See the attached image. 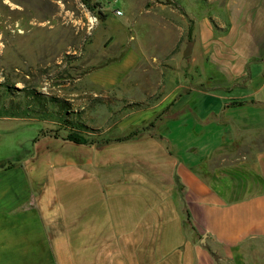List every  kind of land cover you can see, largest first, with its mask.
Listing matches in <instances>:
<instances>
[{"label": "crops", "instance_id": "0c3cea01", "mask_svg": "<svg viewBox=\"0 0 264 264\" xmlns=\"http://www.w3.org/2000/svg\"><path fill=\"white\" fill-rule=\"evenodd\" d=\"M194 41L186 82L170 73L148 118L86 144L44 134L25 183L4 175L0 264H264V0H223ZM120 62L93 80L123 84L141 64ZM190 94L219 107L201 119Z\"/></svg>", "mask_w": 264, "mask_h": 264}, {"label": "rangeland", "instance_id": "374dc122", "mask_svg": "<svg viewBox=\"0 0 264 264\" xmlns=\"http://www.w3.org/2000/svg\"><path fill=\"white\" fill-rule=\"evenodd\" d=\"M222 1L0 0V112L19 114L0 117V188L10 171L25 183L22 167L35 140L71 131L61 113L84 123L78 130L92 142L129 113L148 118L165 95L163 86L170 87L165 78L172 77L173 88L186 82L181 63L192 59L183 57L186 44L197 22L213 17ZM131 54L141 64L126 83L106 88L93 80L116 73ZM185 99L201 119L219 107L199 94ZM173 130L180 137L175 124ZM13 189L17 194L20 187Z\"/></svg>", "mask_w": 264, "mask_h": 264}, {"label": "trees", "instance_id": "16d2710c", "mask_svg": "<svg viewBox=\"0 0 264 264\" xmlns=\"http://www.w3.org/2000/svg\"><path fill=\"white\" fill-rule=\"evenodd\" d=\"M36 101H39V103L43 106V103L40 102V100L37 98L35 100ZM65 105V102L62 101V103L60 104V106L64 107ZM15 110L13 109V112ZM70 112H64L60 114V118H61V122L66 124V125H69V127H71V131L66 135V140H69V141H72V142H75L77 144H86V143H89L90 141H88V139H86L79 131L78 129H82L84 128L85 129V126L77 119L73 120L70 118H67V114H69ZM19 117V114H18V110H17V113L14 112V113H9L7 115H4L3 113L0 112V117ZM75 118V117H74ZM54 136H59V135H54ZM119 140H124V139H119Z\"/></svg>", "mask_w": 264, "mask_h": 264}, {"label": "water", "instance_id": "95a60500", "mask_svg": "<svg viewBox=\"0 0 264 264\" xmlns=\"http://www.w3.org/2000/svg\"><path fill=\"white\" fill-rule=\"evenodd\" d=\"M194 45H195V41L194 40H191V41L187 42L186 47H185L184 52H183V57L184 58H188V57H190L192 55ZM206 239L207 238L204 236L201 239V243L205 245L206 244Z\"/></svg>", "mask_w": 264, "mask_h": 264}]
</instances>
